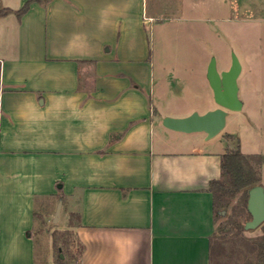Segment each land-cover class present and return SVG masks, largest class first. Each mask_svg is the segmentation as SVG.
Segmentation results:
<instances>
[{"label": "crops", "instance_id": "0c3cea01", "mask_svg": "<svg viewBox=\"0 0 264 264\" xmlns=\"http://www.w3.org/2000/svg\"><path fill=\"white\" fill-rule=\"evenodd\" d=\"M153 17L147 0L34 1L0 16V264H36L46 198L67 205L77 264H210V183L233 148L222 131L164 126Z\"/></svg>", "mask_w": 264, "mask_h": 264}, {"label": "rangeland", "instance_id": "374dc122", "mask_svg": "<svg viewBox=\"0 0 264 264\" xmlns=\"http://www.w3.org/2000/svg\"><path fill=\"white\" fill-rule=\"evenodd\" d=\"M147 11L154 16L150 38L158 110L181 117L216 108L208 64L214 56L219 71L226 70L235 52L242 65L238 84L243 108L228 111L221 133L233 150L264 155V0H147ZM262 171L264 164L261 177ZM261 182L264 186V176ZM242 193L228 197L223 209L245 224L251 215L243 211ZM60 201H37L36 264H77L82 244L65 228L67 205H61L54 221ZM224 219L218 217L217 225ZM76 221L73 213L70 223ZM261 234V226L243 230L247 238ZM232 245L227 243L228 251Z\"/></svg>", "mask_w": 264, "mask_h": 264}, {"label": "trees", "instance_id": "16d2710c", "mask_svg": "<svg viewBox=\"0 0 264 264\" xmlns=\"http://www.w3.org/2000/svg\"><path fill=\"white\" fill-rule=\"evenodd\" d=\"M34 1L48 0H27L17 10L9 7L0 8V16L15 11L21 17ZM263 164V154H246L239 148L228 149L222 155L221 178L214 179L210 183V189L214 194L216 221V227L210 240V264H264V223L261 225V235L247 238L243 235V230L246 229L245 224L241 223L233 214L226 215V211L223 209V204L227 203L228 197H233L243 191V211H248L249 190L253 186L261 184ZM218 217L225 219L217 225ZM230 241L233 245L232 249L228 251L226 245Z\"/></svg>", "mask_w": 264, "mask_h": 264}, {"label": "water", "instance_id": "95a60500", "mask_svg": "<svg viewBox=\"0 0 264 264\" xmlns=\"http://www.w3.org/2000/svg\"><path fill=\"white\" fill-rule=\"evenodd\" d=\"M241 70L242 65L235 52H232L230 67L222 71H219L216 57L213 56L208 64L207 78L218 106L204 113L193 111L181 117L166 115L162 119L164 126L186 133L205 132L208 138L218 135L226 126L228 111H240L243 108L238 84ZM61 205L60 201L54 221L59 218ZM247 209L251 219L245 222V228L261 226L264 223V186L262 184L250 188Z\"/></svg>", "mask_w": 264, "mask_h": 264}]
</instances>
